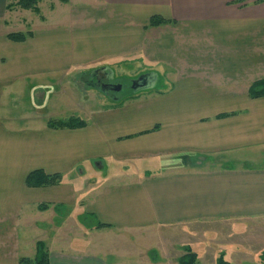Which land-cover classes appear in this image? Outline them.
Wrapping results in <instances>:
<instances>
[{
	"label": "crops",
	"instance_id": "0c3cea01",
	"mask_svg": "<svg viewBox=\"0 0 264 264\" xmlns=\"http://www.w3.org/2000/svg\"><path fill=\"white\" fill-rule=\"evenodd\" d=\"M17 1L0 0L12 27L0 29V264L34 258L37 242L49 264H177L182 246L193 250L188 240L171 244L180 249L169 259L164 242L143 252L132 244L159 229L264 219V98L248 95L264 80V0H43L38 14L6 10ZM154 16L171 23L149 28ZM27 32L23 43L6 38ZM124 61L173 84L145 102L95 99L84 128L47 127L66 78ZM75 89L94 101L95 90ZM34 171L62 182L28 188ZM85 214L110 228L86 229Z\"/></svg>",
	"mask_w": 264,
	"mask_h": 264
},
{
	"label": "rangeland",
	"instance_id": "374dc122",
	"mask_svg": "<svg viewBox=\"0 0 264 264\" xmlns=\"http://www.w3.org/2000/svg\"><path fill=\"white\" fill-rule=\"evenodd\" d=\"M50 3L54 4L55 1L47 0L45 4L46 7H50ZM45 5L42 7V10L44 13H47V8ZM2 19L3 18L0 16V29L4 28L10 30L7 32H11L12 27H5L2 24ZM82 50L83 48L81 51ZM102 62L103 64L107 63L105 60ZM99 64L97 63V65ZM115 64L117 65L113 69L107 68L110 75L104 79L103 83L104 85L108 86H120L121 90L119 92H93L94 101H90V98L83 100V102L78 100L82 95L78 93L77 89H75V86L78 88L83 87L86 90V84L84 82L88 81V75L90 74L89 72L95 70V67H88L89 69L84 71V74L80 77V79H74L73 81L72 79H69L68 81L66 78L61 94L59 95L58 102L52 101V105H50L48 113L49 119L47 122L66 121L71 118H76L83 121L86 120L89 122L92 118L90 113L92 109L96 107L95 99H98L99 104H126L133 100L141 99L143 102H145V100L158 97V90H163L165 88L168 89L169 86L167 85L173 84L170 81L168 76L169 74L167 72H163L161 74L160 72L153 73L155 72L153 71L152 74L159 76L154 87L148 89V91L142 90L143 92H141V90H139L135 92L132 90V83L137 81L139 78L144 77V75L148 74L151 70L143 69L144 66L139 64L128 63L125 65V61L107 65L111 66ZM164 73L165 75H163ZM73 83L75 85H73ZM252 157L256 159L257 155L254 153ZM263 163L262 165H264ZM150 164L151 163H149V165ZM137 165H139V163H137ZM149 167H155L158 169L159 166L157 167L156 165H150ZM245 224L246 223L243 225H240L239 223H231V228L226 229V227L220 226V223L218 222H205L201 223L200 225L189 226L188 229L184 227V229L178 228L175 230L159 229L147 234L149 242L146 241L145 243V239H143V243L140 242V244H137L138 242H134L136 244L133 243L132 246L143 252L146 248H148V250L154 247L158 248V246L161 244L160 242H164L165 244L164 246L162 245V250L163 252H166V255L169 259L171 257H176V252H178L180 249V247L176 249L170 245L181 244L182 242H185L183 240H188L190 242L189 244L193 246L192 252L197 254L198 264H216V259L219 253L224 254V260L229 264H264V219L260 218L250 222L248 224V228L244 227L247 226V224ZM155 240H157V242ZM229 244L235 247H229ZM75 245L79 246V242H74L73 246ZM237 246L242 248L244 252L241 251ZM183 247L188 246H182L181 249H183ZM163 252H161V254ZM149 256L150 253L148 254V257ZM176 261L177 259L175 262Z\"/></svg>",
	"mask_w": 264,
	"mask_h": 264
},
{
	"label": "trees",
	"instance_id": "16d2710c",
	"mask_svg": "<svg viewBox=\"0 0 264 264\" xmlns=\"http://www.w3.org/2000/svg\"><path fill=\"white\" fill-rule=\"evenodd\" d=\"M43 0H18L15 3H9L6 7L7 11H12L14 9H19L23 11H31L36 14L39 13L38 6ZM60 3L66 4L68 0H59ZM171 22L165 21L160 17L154 16L149 20V28H158L161 26H166ZM32 34L30 32L27 33H13L6 36V38L15 43H23L28 38H30ZM249 98L251 99H259L264 98V80H260L255 82L248 91ZM226 115L219 116L217 118H224ZM86 123L80 119L71 118L66 121H48L47 127L52 129H80L84 128ZM62 175L53 174L46 175L42 171H34L31 172L25 180V184L28 188L38 189L45 187H53L57 186L62 182ZM43 208V209H42ZM41 209L45 210L48 208L47 206H43ZM57 208V207H56ZM55 208V212L60 215L62 207ZM79 223L85 227L86 229H104L110 228L107 225L100 224L99 222L93 223V217L88 215H81L78 217ZM183 255L180 256L176 263L177 264H198L197 254L192 252L190 247H183L182 249ZM18 264H49V255L46 246L42 242H37L35 247V256L32 259L21 257L18 261ZM216 264H229L224 260V254L219 253L216 259Z\"/></svg>",
	"mask_w": 264,
	"mask_h": 264
},
{
	"label": "flooded vegetation",
	"instance_id": "af4514ba",
	"mask_svg": "<svg viewBox=\"0 0 264 264\" xmlns=\"http://www.w3.org/2000/svg\"><path fill=\"white\" fill-rule=\"evenodd\" d=\"M108 75H110L108 71L91 73L90 75H88L89 76L88 81H85L84 83L88 87H92V88L98 87L99 88L100 86L104 85L103 81ZM150 81H151V78L149 77H141L133 83L137 87H142L146 84V82L149 83Z\"/></svg>",
	"mask_w": 264,
	"mask_h": 264
},
{
	"label": "water",
	"instance_id": "95a60500",
	"mask_svg": "<svg viewBox=\"0 0 264 264\" xmlns=\"http://www.w3.org/2000/svg\"><path fill=\"white\" fill-rule=\"evenodd\" d=\"M151 87V84L150 83H147L142 86V87H137L134 85H132V90L137 92L139 90H145V89H149ZM100 90L101 93H107L109 91H114V92H119L121 90V87L120 86H108V85H102L98 88Z\"/></svg>",
	"mask_w": 264,
	"mask_h": 264
}]
</instances>
